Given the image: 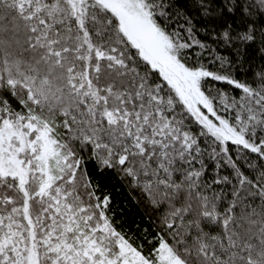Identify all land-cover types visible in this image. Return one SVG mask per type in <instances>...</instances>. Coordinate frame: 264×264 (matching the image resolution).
<instances>
[{"label": "snow or ice", "instance_id": "snow-or-ice-1", "mask_svg": "<svg viewBox=\"0 0 264 264\" xmlns=\"http://www.w3.org/2000/svg\"><path fill=\"white\" fill-rule=\"evenodd\" d=\"M0 264H264V0H0Z\"/></svg>", "mask_w": 264, "mask_h": 264}, {"label": "trees", "instance_id": "trees-1", "mask_svg": "<svg viewBox=\"0 0 264 264\" xmlns=\"http://www.w3.org/2000/svg\"><path fill=\"white\" fill-rule=\"evenodd\" d=\"M121 200H122L121 206L124 208L125 214L131 219L132 214L136 212L135 207L131 204L129 200L124 199V197H121Z\"/></svg>", "mask_w": 264, "mask_h": 264}]
</instances>
